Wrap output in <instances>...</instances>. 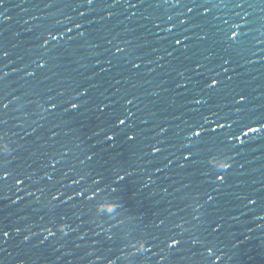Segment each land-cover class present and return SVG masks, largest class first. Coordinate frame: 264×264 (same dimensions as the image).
<instances>
[{
  "label": "water",
  "instance_id": "1",
  "mask_svg": "<svg viewBox=\"0 0 264 264\" xmlns=\"http://www.w3.org/2000/svg\"><path fill=\"white\" fill-rule=\"evenodd\" d=\"M5 7L0 264H264V0Z\"/></svg>",
  "mask_w": 264,
  "mask_h": 264
},
{
  "label": "snow or ice",
  "instance_id": "2",
  "mask_svg": "<svg viewBox=\"0 0 264 264\" xmlns=\"http://www.w3.org/2000/svg\"><path fill=\"white\" fill-rule=\"evenodd\" d=\"M89 2H91V0H89ZM0 7H3L5 12L7 11V8L5 7V0H0ZM0 19L7 20V19H9V17H8L7 15H4L3 12H0ZM77 27H79V25H77ZM66 31H67V32H71L72 30H71V28H68V29H66ZM49 35H50L51 40L55 41V40L57 39V37H56L55 35H51V33H50ZM232 36H236V33L233 32V33H232ZM44 43H45V44H48L49 41H48V40H45ZM177 43H179V41H177ZM117 51H119V49H117ZM4 55L6 56L7 53H4ZM41 66H43V62H41ZM211 84H212V85L217 84V80H216V79H212V80H211ZM240 99L243 100L244 97L241 96ZM70 107H71L72 109H76V108L78 107V105H77L76 103H72V104L70 105ZM4 108H7V104L4 105ZM119 122H120L121 124L124 123V121H122V120L119 121ZM216 127H221V125H217ZM201 129H204L202 125H197V126H195V127L193 128V130H192V136H193V137H197V138H202V137H201V133H202V132H201ZM249 130H250L251 132H256V131H258L257 128H250ZM213 131H215V129H213ZM204 133L207 134V130H206V129H204ZM246 134H247V133H245V135H246ZM108 138H109V139H112L111 136L108 137ZM3 151H4L5 153L7 152L6 149L3 150ZM153 151L156 152V151H159V149L153 148ZM189 155H191V154H189ZM209 156H212V159H211V160H208V162H209V163H212V160H215L216 157H215V155H211V154H209ZM185 158L187 159L188 157L186 156ZM220 167H222V168H224V169H227V168L229 167V164H222ZM8 174H9V173H8L7 171H4V173H3V175H4L5 177H6ZM217 178H218V179H223V177H217ZM16 182H17L18 184L21 183L20 180H17ZM210 199H211V197H210ZM60 227L63 229L64 225L61 224ZM48 234H49V235H52L51 232H49ZM3 235H4V236H7L8 233L5 231V232L3 233ZM177 243H178L177 240H175V239H172V240H171V244H172V245H176ZM137 244L139 245V247L136 248L137 251H139L140 249H143V248H144V242H143L142 240H138V241H137ZM134 247H135V246H134ZM109 264H111V261H109Z\"/></svg>",
  "mask_w": 264,
  "mask_h": 264
},
{
  "label": "clouds",
  "instance_id": "3",
  "mask_svg": "<svg viewBox=\"0 0 264 264\" xmlns=\"http://www.w3.org/2000/svg\"><path fill=\"white\" fill-rule=\"evenodd\" d=\"M2 146H3V150H5V149H6L7 151H9V149H8V146H7V144H6V143H3V144H2Z\"/></svg>",
  "mask_w": 264,
  "mask_h": 264
}]
</instances>
